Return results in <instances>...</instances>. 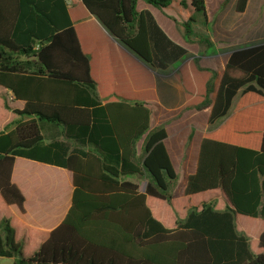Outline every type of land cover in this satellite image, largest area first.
<instances>
[{
  "label": "trees",
  "instance_id": "trees-1",
  "mask_svg": "<svg viewBox=\"0 0 264 264\" xmlns=\"http://www.w3.org/2000/svg\"><path fill=\"white\" fill-rule=\"evenodd\" d=\"M140 1L179 23L200 57L215 52L193 31L198 18L210 24L206 0H0V257L264 264V41L232 49L217 76ZM246 6L236 0L235 12ZM178 63L182 110L207 113L209 129L223 119L200 136L187 174L153 123L152 72ZM21 159L63 172L25 173ZM41 196L66 206L50 231L36 224Z\"/></svg>",
  "mask_w": 264,
  "mask_h": 264
},
{
  "label": "rangeland",
  "instance_id": "rangeland-1",
  "mask_svg": "<svg viewBox=\"0 0 264 264\" xmlns=\"http://www.w3.org/2000/svg\"><path fill=\"white\" fill-rule=\"evenodd\" d=\"M263 4L264 0H250L246 12L238 14L235 12L236 0H231L224 8V11L221 10L222 12L219 11L220 5L214 7L212 5V0H207V9L210 12V15L216 19L219 27L209 24L207 30H205L201 19L199 18L196 19V22L193 24L194 33L208 35L215 45V52L206 57H200L198 55L197 45L192 40H186L183 28L179 23L167 16L164 17L167 20L173 35L188 48L189 56L200 57V66L216 71L218 76L224 64L225 57L232 49L264 41L252 42L249 40L250 35L252 38L254 37V32L257 33V35H264ZM176 70L177 67L173 68L167 73V75L174 77ZM182 106L168 109L164 107L157 98V104L152 106V110L153 123L155 125H164L168 131H171V140L174 141L171 150L172 156L177 164L185 163L183 169L187 174L193 170L194 162L191 157V150L194 147V143L196 141L198 142L200 136L207 132V130L216 129L223 119L216 121L209 129L206 124L207 113L194 110L184 111L182 110ZM182 147L185 148V151L181 153ZM181 190L182 188L179 186L175 192L176 195H179ZM253 225L255 226V223H252L251 226L248 223L244 225L247 229L246 232H248L247 234L251 243L254 238L252 233ZM250 227L251 229H249ZM0 233L4 237L1 224ZM0 261L4 262V264H14L15 258L2 259Z\"/></svg>",
  "mask_w": 264,
  "mask_h": 264
},
{
  "label": "crops",
  "instance_id": "crops-1",
  "mask_svg": "<svg viewBox=\"0 0 264 264\" xmlns=\"http://www.w3.org/2000/svg\"><path fill=\"white\" fill-rule=\"evenodd\" d=\"M66 1H67L68 5H75L78 3L79 0H66ZM249 1L250 0H247V6L249 4ZM222 2H223V0H212V5L214 7H216L217 5H220ZM206 5H207V0H206ZM247 6H246V10H247ZM246 10H245V12H246ZM137 11L138 12H141V11L150 12V14L154 17L155 21L160 26V28L174 42L183 46L188 51V54H189L188 48L181 41H179L177 39V37H175L173 35V33L171 32V30L169 28V24H168L167 20L165 19L164 15L158 9L140 1L137 3ZM220 12H222V11H220ZM207 15H208V22L210 24H213L215 27L216 26L219 27L216 19H214L210 15V12L208 11V9H207ZM253 36L254 37L252 38L250 35V39H249L252 42L264 40V35H260V34L257 35V33L254 32ZM195 57H198V56H195ZM187 58H188V55L185 57V59H187ZM178 66H179V63L174 65L173 68H176V67L178 68ZM152 74H153V78H154V89L156 91V95H157V98L160 101V103L168 109H174V108L182 106L184 104V92H183L181 85L177 81V79L175 77H171L167 74L166 75L165 74L164 75H159V74L156 75L154 72H152ZM50 132H53V131L50 130ZM167 134H168V139L166 141V147L168 149L171 160L173 162V156H172L171 150H172V145H173L174 141L171 140V131L167 130ZM44 137H45V140L47 142H50L52 137H53V133L44 134ZM199 141L200 140H198V142L196 141L194 143L192 153L195 149L197 151ZM84 150H88V149H84ZM19 168L22 172L24 171L25 173H41V174H43V173H47V172H54L55 174H57V173L63 172V170L60 168L48 166V165L41 164V163L32 162V161L26 160V159L20 160ZM40 199H41V203L38 205L37 209H40L41 213H44V217H41V220L39 222H36V224H38L39 227L42 228L43 230L50 231L56 225H58L60 223V221L62 220V218L64 217V215L66 213V206H65L64 202H61L60 200H56L55 202L50 203V204H44L46 202V197L41 196ZM49 207H52L53 209L50 210L51 208H49ZM33 214L34 213H32L31 215L33 216ZM22 220H23V218H22ZM28 222H30L29 219H28ZM2 259H12V258L0 257V260H2ZM0 263L4 264V262H2V261H0Z\"/></svg>",
  "mask_w": 264,
  "mask_h": 264
}]
</instances>
